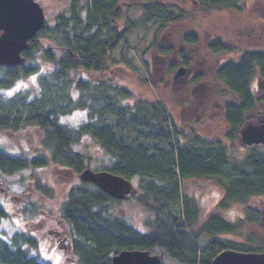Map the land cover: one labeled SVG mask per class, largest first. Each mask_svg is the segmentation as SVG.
<instances>
[{"label":"trees","instance_id":"trees-1","mask_svg":"<svg viewBox=\"0 0 264 264\" xmlns=\"http://www.w3.org/2000/svg\"><path fill=\"white\" fill-rule=\"evenodd\" d=\"M240 1L197 0L200 9L223 6L241 12ZM60 4L68 7L30 42L24 64L0 67V132L37 129L48 158L0 150V173L14 176L52 163L79 176L93 167L137 179L138 190L129 200L119 201L92 183L81 182L70 189L59 218L68 239L70 264H112L122 252L137 250L160 255L161 264H214L223 250L264 253V240L254 230L262 231L258 211L248 208L243 217L253 230L220 215L202 220L197 200L183 192L184 180L216 179L224 192L220 210L232 204L248 207L252 199L264 196V148H250L240 162L220 143L180 142L176 123L161 101L134 94L113 77L117 72L123 77V70H128L122 64L130 52L128 34L157 25V38L158 33L183 22L185 11L158 0H61ZM129 8L142 11L137 20L127 17ZM66 13L72 14L71 20ZM183 42L200 43L195 33H187ZM220 44L215 46L223 51ZM156 51L164 56L173 53L166 46ZM84 73L90 77L82 78ZM256 76L264 80L262 50L246 51L215 73L226 88L224 95L235 98L225 104L232 147L239 143L246 117L263 109L264 96L259 100L252 90ZM139 81L149 84L142 77ZM75 113H85L83 122L73 127L63 121ZM36 189L52 196L45 184L36 183ZM132 200L149 212L145 230L114 213L115 206ZM27 212L38 215L34 208ZM6 218L0 204V219ZM243 228L245 235H241ZM205 236L211 242L200 250L198 242ZM38 248L37 239L28 233L0 236V264H51L34 254Z\"/></svg>","mask_w":264,"mask_h":264},{"label":"rangeland","instance_id":"rangeland-1","mask_svg":"<svg viewBox=\"0 0 264 264\" xmlns=\"http://www.w3.org/2000/svg\"><path fill=\"white\" fill-rule=\"evenodd\" d=\"M36 1L44 8L47 23L50 24L55 21L60 10L68 7L61 6V0ZM158 1L172 9L185 11L184 21L158 33L157 38L154 37L157 25H151L148 29L128 34L130 52L127 60L124 61L125 64L122 63L128 70H123V77L118 72L113 77L116 82H120L121 86L130 89L134 94L138 93L154 102L161 101L169 111L170 117L178 125V120L181 121V114L183 116L190 114V111H183V109L190 110V108L181 106L179 99L184 101L182 94L184 97H190L192 93L191 87L181 92L178 90L181 84L172 85V83L178 61L182 59V54L186 55L188 61L192 62L197 71L203 75L198 89L199 97L204 95L201 100L207 98L205 101H198V106L196 103L192 105L191 109L194 110L195 115L192 119L193 121L198 119L197 116L201 115V111L205 107L210 112L212 110L214 120L207 128L210 133L208 135L211 136L208 139L225 142L228 130L225 128V123L219 122V119L222 117L224 104L233 102L235 98L231 94L224 95L226 88L215 78L213 67L223 62L237 60L246 51L264 50V0L238 2L237 4L242 9L241 12L223 6L219 10L212 11L200 9L197 0ZM141 14L140 9L129 8L127 17L135 21ZM65 17L71 20L72 14L66 13ZM70 25L73 26V22H70ZM93 33L94 31L90 34ZM187 33L197 34L200 43L192 48H186L183 41ZM90 34L87 33L84 36L87 37ZM220 42L225 45L223 51H219L216 46H213L214 43ZM152 44L154 47H150ZM163 46L172 47V55L164 56L156 51L157 48ZM146 49L148 50L143 54ZM144 62L147 66H143ZM172 64L175 67L174 70L171 68ZM89 77L87 74L82 75L84 79ZM139 77L148 80L149 84H140ZM255 80L252 90L257 99L261 100L264 90L257 86L258 81ZM167 81L168 84H166ZM261 107L264 110V104ZM191 112L193 113V111ZM84 118L85 113H75L71 117H65L63 121L74 127L83 122ZM184 124L192 126L186 120ZM186 126L183 127V130H187ZM41 140L42 135L37 129L23 130L13 134L0 132V150L12 155L26 154L30 157L45 156L48 158V152L42 147ZM239 146L234 144L230 148L236 161L242 160L246 154V149L242 148L241 150ZM38 182L45 184L50 189L51 197L36 189ZM80 183L78 175L52 163L46 168L28 170L14 176L0 173V204L7 213L6 219H0V236L10 237L17 232L31 234L39 244L38 251L34 252L35 255L51 264H70L72 259L65 241L64 227L60 226L57 219L60 218L62 206L67 202L70 189ZM133 183L137 186V179H133ZM183 192L199 202L205 219L206 216L214 213V215H220L227 220L230 218L238 224L239 220L245 217L248 208L258 211L261 216L264 206V196H262L252 199L248 207L232 204L220 210L221 213H219L217 205L222 200L224 192L223 186L216 179L184 180ZM29 207L36 209L38 215H29L27 212ZM114 213L138 229L145 230L144 222L148 218L149 212L137 201L122 202L114 207ZM260 226L262 231L259 230L260 228L254 230L259 238L264 240V223H261ZM244 228L253 230L252 228L255 227L246 224ZM245 229L243 233L241 231V235L247 234ZM55 231L59 232L58 236H55ZM223 237L242 241V238L234 235H223ZM210 242L209 237H202L198 242L200 250L207 248Z\"/></svg>","mask_w":264,"mask_h":264},{"label":"water","instance_id":"water-1","mask_svg":"<svg viewBox=\"0 0 264 264\" xmlns=\"http://www.w3.org/2000/svg\"><path fill=\"white\" fill-rule=\"evenodd\" d=\"M45 12L35 0H0V67L12 68L24 64L23 54L30 42L46 29ZM179 69L175 79L183 75ZM259 126L242 130L245 147L264 145V115L258 118ZM84 183H92L116 200H127L137 190L132 180L107 172L85 169L79 176ZM264 215V207H263ZM160 255L148 251H124L112 259V264H161ZM214 264H264V253H244L224 250L214 258Z\"/></svg>","mask_w":264,"mask_h":264},{"label":"flooded vegetation","instance_id":"flooded-vegetation-1","mask_svg":"<svg viewBox=\"0 0 264 264\" xmlns=\"http://www.w3.org/2000/svg\"><path fill=\"white\" fill-rule=\"evenodd\" d=\"M220 43H221L220 45L225 47V45L222 42H220ZM213 46H215V43H214ZM185 47L186 48H192L193 46L186 45ZM262 51H264V50H262ZM191 64H192V62L190 63L188 61V57L186 55L183 56L182 59H180L178 61V64H177L178 67L176 68V71H178L181 68L184 69L183 75L180 76L177 79H174V77H173V83H172V85H176V84L180 83L181 85L178 88V90H180L181 92L183 90L186 91V90L190 89L189 87H191V93H192V94L190 93L191 94L190 97H188V96L184 97V94H182V97H183L184 101H182V99H179V102H180L181 106L184 105L185 108H190V110L183 109V111H190V114H188L187 116H183L181 114L180 115L181 116L180 117L181 121L179 122V120H178V125L176 124V129H177V131L179 133V136H178L179 137V141L186 143V142H188V141H190L192 139H196V140H200L201 142H208V143H211V144L220 143V144L226 146L227 148H231L232 145H231V142L229 141L230 126H229V124L227 123V120H226L227 112L225 110V104H227V103L224 104V108L222 109V117H220V119L218 118L220 120L219 122H222V123L224 122L225 123V125H226L225 128H227V130H228V133L225 136V142H222V141H219V140L215 141V140H209L208 139L211 136L208 135L210 133H209L207 128H209L211 126V123L214 120V115H213L212 110L210 112L209 109H206V107L204 106L205 109L201 111V115L197 116L199 118L198 119L196 118L195 121H193V119H192V117H195L194 110L191 109V107H193L192 105L194 103H196V106H198V101L199 102L205 101V100H207V98L205 100H201L202 97H204V95L199 97L198 89H199V85H201V80H202L203 75H202L201 72L197 71V69L195 68V65H193V64L191 65ZM225 64H227V62H223L222 64L221 63L217 64L215 67H213L214 76H215V73L217 72L218 68L220 66L225 65ZM176 71H175V73H176ZM175 73H174V76H175ZM255 79L258 81V85L257 86L261 87L264 90V80H262L261 77H259V76H256ZM168 83L169 82L167 81L166 84H168ZM180 95H181V93H180ZM262 96H264V95H262ZM191 111H193V113ZM262 115H264V110L263 109L257 110L256 113L249 114L246 117L247 118L246 123L240 129L239 143H237L238 145H240L239 149H241V150H242V148L246 149V152H247V150H249L250 148H253V147L264 148V145H259V146L253 145V146H250V147H245L242 144V130H243V128H245L247 126H250V125L259 126L260 123L258 121V118L260 116H262ZM185 120L189 124H191L192 126H186L184 124ZM194 122H195L196 126H195ZM175 123H176V121H175ZM184 126L187 127V130H183ZM200 130H201V132H200ZM205 137H207V138L205 139ZM240 162H242V160H240ZM220 203H221V201H219L218 205H217L219 213H221V211L219 209ZM198 204H199V202H198ZM201 214H202V212H201ZM213 215H214V213L209 214L208 216H206L207 217L206 219L204 217H203L204 219L202 217H201V219L202 220H207ZM242 218L238 222V223H240L241 228H242V225L244 226V225L247 224L246 221H245V218H243V221H242ZM225 220H227V219H225ZM57 221H58L59 224L62 222L61 219H57ZM260 221H261V223H264V218L262 216L260 217ZM227 222H229L231 224H234V225L236 224V222L234 220L230 219V218H228ZM54 234H55V236H58L59 232L55 231ZM61 236H63V235H61ZM224 238H228V237H224ZM65 241L68 242L67 237L65 238Z\"/></svg>","mask_w":264,"mask_h":264},{"label":"clouds","instance_id":"clouds-1","mask_svg":"<svg viewBox=\"0 0 264 264\" xmlns=\"http://www.w3.org/2000/svg\"><path fill=\"white\" fill-rule=\"evenodd\" d=\"M51 67H52V66H51V65H49V66H48V70H51Z\"/></svg>","mask_w":264,"mask_h":264},{"label":"snow or ice","instance_id":"snow-or-ice-1","mask_svg":"<svg viewBox=\"0 0 264 264\" xmlns=\"http://www.w3.org/2000/svg\"><path fill=\"white\" fill-rule=\"evenodd\" d=\"M9 95H11V93H9Z\"/></svg>","mask_w":264,"mask_h":264}]
</instances>
